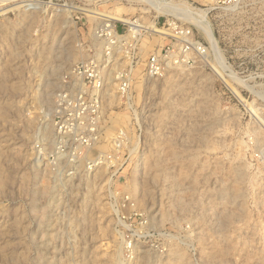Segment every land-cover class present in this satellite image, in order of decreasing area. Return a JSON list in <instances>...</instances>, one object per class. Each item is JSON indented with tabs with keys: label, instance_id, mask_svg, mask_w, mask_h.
<instances>
[{
	"label": "rangeland",
	"instance_id": "1",
	"mask_svg": "<svg viewBox=\"0 0 264 264\" xmlns=\"http://www.w3.org/2000/svg\"><path fill=\"white\" fill-rule=\"evenodd\" d=\"M179 11L204 53L159 79L137 67L128 101L116 63L98 149L126 146L55 169V97L102 53L103 16ZM0 264H264V0H0Z\"/></svg>",
	"mask_w": 264,
	"mask_h": 264
},
{
	"label": "built area",
	"instance_id": "2",
	"mask_svg": "<svg viewBox=\"0 0 264 264\" xmlns=\"http://www.w3.org/2000/svg\"><path fill=\"white\" fill-rule=\"evenodd\" d=\"M176 14L169 17L161 15L149 23L134 18L97 26L95 36L102 44V53L75 64L55 97L52 152L55 169L61 168L67 173L72 171L74 176L85 167L88 172L103 170L117 159L126 146V135L120 131L112 139L111 151L98 149L105 140L104 110L111 98L107 92V73L116 63H124V67L114 71L116 92L122 100L128 101L137 67L144 66L139 71L143 78L159 79L171 67L188 64L204 53L193 28L183 24L185 17L181 13ZM117 24L123 28L120 30ZM157 38L167 43L155 44L144 58V41L149 42L147 48ZM127 156L131 158V152ZM137 164L135 166H139Z\"/></svg>",
	"mask_w": 264,
	"mask_h": 264
},
{
	"label": "bare ground",
	"instance_id": "3",
	"mask_svg": "<svg viewBox=\"0 0 264 264\" xmlns=\"http://www.w3.org/2000/svg\"><path fill=\"white\" fill-rule=\"evenodd\" d=\"M163 7V6H162ZM167 7V6H166ZM171 8H173L174 9V6L173 7H171ZM170 9V8H169ZM176 9V8H175ZM171 10V9H170ZM177 10V9H176ZM81 11V10H80ZM83 11V10H82ZM86 11V10H85ZM173 11V10H172ZM87 12V11H86ZM170 12V11H169ZM175 12V11H174ZM180 12V11H179ZM88 13H90V14H93L94 16L96 15H99V14H96L94 11H93V13L90 11V12H88ZM171 13V12H170ZM181 13V12H180ZM87 14V13H86ZM188 14V13H187ZM102 15H105V14H102ZM100 16V15H99ZM102 17V16H101ZM104 18L106 17V21L107 22H115V21H122V20H120V19H118V18H115V16L113 17V16H103ZM206 24V23H205ZM51 145L53 146V144H54V139H52L51 140ZM83 172V171H82ZM80 175V174H79ZM82 175V174H81ZM86 175H87V173H86ZM90 176V175H89ZM88 176V177H89ZM85 178V177H84ZM70 179H71V177L70 176H66V180H67V182L68 181H70ZM85 181V180H84ZM86 182V181H85ZM83 183V182H82ZM84 185H86V184H84ZM78 187H81V183H79V185H77V188ZM87 187V186H86ZM89 189V188H88Z\"/></svg>",
	"mask_w": 264,
	"mask_h": 264
}]
</instances>
